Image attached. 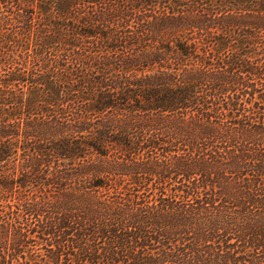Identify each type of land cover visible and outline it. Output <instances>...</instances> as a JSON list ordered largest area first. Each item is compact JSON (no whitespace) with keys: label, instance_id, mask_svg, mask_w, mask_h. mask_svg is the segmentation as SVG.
<instances>
[{"label":"trees","instance_id":"trees-1","mask_svg":"<svg viewBox=\"0 0 264 264\" xmlns=\"http://www.w3.org/2000/svg\"><path fill=\"white\" fill-rule=\"evenodd\" d=\"M1 6L0 264H264V0Z\"/></svg>","mask_w":264,"mask_h":264},{"label":"rangeland","instance_id":"rangeland-1","mask_svg":"<svg viewBox=\"0 0 264 264\" xmlns=\"http://www.w3.org/2000/svg\"><path fill=\"white\" fill-rule=\"evenodd\" d=\"M1 8L4 10L5 8H3L2 6L0 7V11L3 12V10H1ZM4 14H6V12H3ZM18 25V22H14L13 24H11V26L15 27ZM57 162H60V163H65L64 161H61V160H55ZM21 161H16V165L19 166L18 164L20 163ZM7 163V161L5 162H2L0 163V166H2L3 164L5 165ZM8 163H11V162H8ZM12 164V163H11ZM44 164H47L44 168L45 170L42 171V170H37L32 176H34V178L36 177V179L38 178H43L46 182H47V179L48 177H54V173H53V170L56 169L57 167L54 165V164H51L50 162H42L41 166H43ZM9 166H11L10 164H8ZM5 167V166H4ZM43 168V169H44ZM0 169H3L2 167H0ZM18 172H20L18 170ZM4 173H9V170L8 169H4ZM72 177V176H71ZM68 177V181H66L65 183L67 184V182L70 184H74V186H80V184H84L82 181H83V177L82 176H74L72 177ZM57 184H44V182H33V184H28L27 186L23 185L25 184V182L22 180L21 181V178L20 179H17L16 181H14V183L11 185L10 183L7 182V191L6 192V196L3 197V199L5 200H1L0 201V204L3 206V204H5V208L4 209H0V213H2L3 215L0 217V255H5L6 259L10 258V253H16L19 255L18 258H20V256L22 255L21 252H18L14 249H10L13 245H12V240H8L5 239V244L4 242H2L1 240V237L3 236V229H4V225H3V217L5 215L4 212H8V211H11V210H14V209H17L16 207H19L17 205V202H21L20 204H23L25 202V200L29 199V201H31L32 199L33 200H40V198L42 196H47V197H53V200H56L61 192L63 193V195L67 194V191H66V188H63L64 186H62L61 184H59L60 180L62 181H65L67 178H63V179H57ZM36 184V185H35ZM53 185V186H52ZM8 188H12L11 190H9ZM36 198H35V196ZM42 199V198H41ZM19 225H22V224H19ZM33 227V224L30 226V228ZM7 238L9 236V232H7ZM6 238V237H5ZM16 242L19 241V239L17 240H14ZM38 242L35 243V242H27L25 243V246L23 248H21V250L24 251V255L25 256H29V254H31L32 252L36 251V252H40V253H43V249H42V246L43 244L42 243H39L40 240H37ZM17 256V255H16ZM1 260V259H0ZM14 261V259H13Z\"/></svg>","mask_w":264,"mask_h":264}]
</instances>
